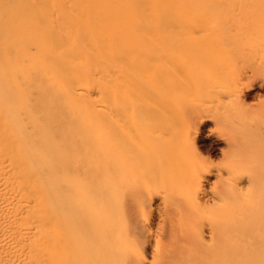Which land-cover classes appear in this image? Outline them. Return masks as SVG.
Segmentation results:
<instances>
[{
	"label": "bare ground",
	"instance_id": "1",
	"mask_svg": "<svg viewBox=\"0 0 264 264\" xmlns=\"http://www.w3.org/2000/svg\"><path fill=\"white\" fill-rule=\"evenodd\" d=\"M263 42L264 0H0V264H264V122L257 127L260 122L251 121L252 126L259 123L257 128L249 126L251 122L246 120L232 122L231 134L224 139L227 151H237L233 156L240 157L244 151L237 153L245 141L252 145L250 150L243 148L250 151L243 153L246 154L243 160L238 158L245 164L253 163L249 166L252 173L255 165L261 164L262 168L255 167L258 172L254 176L247 174L249 171L244 166L247 177L239 178V173L236 176L229 170L222 178L221 172L206 169L208 166L201 160L196 168L191 166L186 173L179 171V166L174 167L175 161L171 162L173 152L167 156L171 158L169 162L164 163L167 157L162 154L170 146L163 151V146L158 148L163 163L158 162L159 158L156 167L153 161L150 164L153 167L148 168V161L140 160L148 156L143 144L147 143L152 150L147 149L154 151L149 141L141 143L140 134L158 128L160 131L156 132H161L158 125L170 115L172 119L178 114L172 115L178 100L165 101L172 89L176 90L173 75L184 73L179 76L184 79L187 71H193L194 77L189 76L195 78L196 73L201 74L198 68H205L208 70H202L205 75L202 73V77L195 79L206 77L207 80L211 66L218 69L222 58L224 63L217 73L226 72L223 67L227 63L235 65V68L229 66L232 73L227 77L228 84H232L230 98L243 104L249 88L243 83L245 75L253 80L255 71L262 70L255 76L260 84L253 88H264ZM245 45L262 49L259 57V52L252 53V57L262 56V60L255 57L257 64L249 57L256 61V65L252 62L254 68L250 69L251 61L249 67L246 63V67L242 66V62L240 66L250 69V74H245L247 69L245 72L237 69L234 73L238 66L234 58L246 60L238 52ZM220 61V66H216ZM166 71L171 72L169 81L172 76L175 78L171 79L173 88L168 86L167 94L166 88L162 89L164 82L159 81L162 78L165 81ZM217 73L208 79L217 78ZM220 75L221 81L223 75ZM152 86H157L158 91ZM156 92L164 95V100ZM144 93H154L158 99ZM137 94L149 100L146 99L150 106H145L152 114L145 115L143 111L142 117L147 120L144 117L147 116L151 121L147 124L153 128L136 121L139 116L136 117L135 109L140 108L137 106L140 100L134 99ZM131 114L137 118H129L132 123L135 120L141 130L145 127L146 133L138 134L140 128H137L135 136L139 135L140 141L134 143L133 134L129 141L135 147L140 142L138 149H145L146 155L142 151L137 154L138 150L131 152L133 147L129 143L125 145L126 140L123 142L120 137L126 132L131 134L129 130L124 132L129 126H122L125 117ZM190 117L185 123L188 130L209 121L207 117L201 120ZM175 121L173 118L170 124L176 125ZM152 122L158 124L157 129ZM109 125L112 130L106 128ZM118 127L124 129L120 138L114 136ZM105 132L114 135L106 138ZM162 134L155 137L157 142L163 138ZM187 134L174 136L179 139L177 144L182 145L183 150L179 147L178 150L196 160L200 157L196 139ZM170 135L164 137L166 140L163 138L164 143L171 140L172 132ZM117 138L123 143L119 139L115 142ZM120 143L124 144L121 148ZM164 143L161 145L166 146ZM141 152L144 155H139ZM114 153L120 155L116 158H126L125 162L117 161L135 170L132 180H140L143 188L149 183L146 188L153 189L145 171L150 169L155 175L162 170L159 177L167 172L163 178L167 185L168 178L174 177L171 173L185 175L187 194L184 187L181 189L184 183L178 182L183 175L178 174L177 183L172 184L174 178H171L173 186H167V191L177 184L182 190L177 189L179 193L171 197L176 206L169 202L171 205H166V210L158 207L155 212L154 191L148 193L147 188L145 197L136 190L129 194L120 192L118 183L123 180L124 168L119 179L118 170L123 165L119 163L122 167H118ZM228 155L233 158L232 154ZM137 158L141 163H136ZM137 171L143 174L138 175ZM163 190V193L155 192L161 194V201L168 202L166 189ZM182 194L187 197L183 202L192 201V210L183 211L184 204L179 199ZM143 205L152 215L150 220L143 217L149 215L146 212L141 215L143 219L138 216V207L146 210ZM241 205L244 207L239 210ZM218 206L231 209L234 206L238 211L231 216H219ZM154 220L158 221V228Z\"/></svg>",
	"mask_w": 264,
	"mask_h": 264
},
{
	"label": "rangeland",
	"instance_id": "2",
	"mask_svg": "<svg viewBox=\"0 0 264 264\" xmlns=\"http://www.w3.org/2000/svg\"><path fill=\"white\" fill-rule=\"evenodd\" d=\"M210 22V21H209ZM216 22V21H215ZM196 23V22H195ZM238 40H241L240 38H238ZM264 43V42H263ZM261 48L263 49L264 47H263V45L261 46ZM259 50L258 48H252V47H250L249 45H245V46H241L240 47V49H238V52L239 53H242L245 57H246V60H244L243 61V59H241V57H235L234 59H235V62L237 61V64H236V66H237V68L236 69H233L235 72L234 73H236V71H237V69L239 70V72H240V70H242L243 69V72H245L246 70L245 69H247V71H249L250 69H253L254 68V65L253 64H255L256 63V61H257V64H258V60H256L258 57H259V55H261L262 53H260L261 51H263V50ZM260 51V52H259ZM254 52H259V53H257L258 55V57L257 56H255V57H257V58H255V57H252V53H253V55L255 54ZM263 55V57H264V53L262 54ZM252 57V60L254 61V60H256L255 61V63L253 62V61H251L250 60V58ZM261 58H258L259 59V61H261L262 60V56H260ZM253 58H255V59H253ZM239 59H240V61H239ZM249 59V60H248ZM261 59V60H260ZM220 60V59H219ZM218 60V61H219ZM264 60V59H263ZM216 61V60H215ZM221 61H223V63H224V60L221 58ZM221 61L219 62V64H218V62H216L217 64H216V66L218 65V67L220 66V63H221ZM246 61V62H245ZM249 61H251V63L249 62ZM243 63V65L242 66H244L245 65V63H246V65L248 64V62L251 64V68L250 69H248V68H245L244 69V67H246V65L243 67V68H241V66H240V63ZM252 62H253V64H252ZM223 63L221 64V68H222V66H223ZM239 63V64H238ZM241 63V64H242ZM215 65V64H214ZM228 65V66H227ZM227 68L229 67V66H233V65H230L229 63H227ZM256 65V64H255ZM226 66H224L223 67V69L226 71V72H223V73H220V74H222L223 75V78H222V80L220 81V79H221V75L220 74H218L220 71L216 68V67H213V65L211 66V69L210 70H212L211 71V73L209 74V73H207L206 72V74L208 75L207 76V80L205 79H199V78H197L198 80H196L195 78L196 77H200L201 76V74L206 70L205 68H198V70L200 69V71L198 72L199 74H200V76L199 75H197V73H196V77L195 78H193L194 77V75L195 74H193V73H191V72H193V71H187V73L185 74V76L184 77H186V78H182V77H179V76H183V74H181V75H173V76H175V78H172L171 76V78H170V81H169V76L168 75H171V72H170V74H168V71H166V73H165V81H164V79L162 78L161 80H159V81H163L164 82V84H162L163 86H162V89L164 90L165 88H166V94H167V89L169 88V87H172L173 85H175L176 86V90H173L172 89V94H170L169 92H168V94H170L169 96L170 97H168V98H165V96L164 95H161L160 96V93L158 94V92H156L163 100H164V98H165V101H167L168 100V102H171V101H177L178 100V103H179V99H180V109L179 108H177L176 106H178V103H176L175 101V108H176V110L174 111V113L172 114V115H176L177 113V117L175 116V117H173V118H175V120L177 119V121H175L176 123V125H178V126H176V125H173L174 124V122H173V124H170V123H172V122H170V120H172V119H170L171 118V115L168 117V116H166V117H168L167 119H169L168 121H166L167 119H165L164 120V122L162 123V124H160V125H158V124H154L153 122L151 123L153 126H154V128L156 127L155 125H158L159 127H160V129H161V132H156L157 130L158 131H160L159 130V128L157 129V127H156V129L157 130H153V132L152 131H149V130H151V129H149V130H146V128H150L151 126H150V124H147V122L149 123V122H151V121H148V117L147 116H144V117H146L147 118V120H145V118H143L142 117V112L145 114V115H147V112H149V114L148 115H151L152 114V112L151 111H149L148 109H147V106H150L148 103H147V101H146V99L148 100V98H147V96H146V99H142V98H145V97H143V95L145 96V95H151V96H148V97H152V98H154V96L153 95H155L154 93H148V94H141L142 95V98H140V94H137L138 96H137V98H135L136 97V95H135V97H134V99L135 100H140L139 101V104H137V106L138 107H140V108H137V109H139L140 111L138 112L137 111V109H135V114L137 115H135L136 117H138L139 119H137L136 117V119L134 118V115L133 114H131V116L130 115H128V116H126L125 117V123H124V125H122L124 128L125 127H128L129 126V128L131 129H133L132 131L130 130V129H126L125 128V130L122 128V131H121V129H119V127H118V130H116V133H115V135L112 133V135H108V131H109V129L110 130H112V125H109V126H106V128H108V127H110L109 129H108V131L107 132H105V133H107L105 136H106V138H107V135H108V137L109 138H112V136L114 135L115 137H116V134H117V136L119 137V134H120V132L121 133H123L124 134V132H126L127 130H129L128 132H130L131 134L129 135V133H128V135H127V132H126V134H124V136L123 135H120V137H122V141L124 142L125 140V145H129L130 144V148L131 147H133V149H132V151L131 152H136L137 150H138V152H136L137 154L140 152V151H142L143 153H144V150L146 149L148 152H146V154L148 155V156H141L142 158H140V156L139 155H142L143 153L141 152V154H139L138 155V157L140 158V160L141 161H143V162H146L147 163V161H148V164L149 165H146V164H144V165H146V166H149L148 168H150L152 165H150V164H154V167H156V166H158V163L156 164V162L158 161V159H159V161L158 162H162L163 163V157H164V155H165V157H167L168 156V154L170 153V151L171 152H173V154H171L170 156H171V158H172V161L171 162H174V167L176 168L177 166H179V168L181 169V170H179V171H184L185 173H186V171H187V169H192V168H196V166H197V164H199V162L198 161H205V164H206V166H208L206 169H211V170H213V171H215V172H221V175H222V178H224V176H227V173H229L228 171L230 170V171H234L236 174H234V175H236L237 176V174H238V176H240L239 178H242V177H244L245 175L244 174H246V173H244L243 172V168L242 167H244V166H247V167H244V169L245 168H247L248 169V171H249V173H247V174H251L252 173V169H250V165H253V163L252 162H250V164L248 163V165H247V163L245 164V162L244 161H240L239 160V158L241 159V160H243L244 158L243 157H245V155L243 154V153H245V152H250V151H246V149L245 150H243V148H249V150H250V148H252V147H250V143L249 142H247V141H245L242 145L240 144V147L242 146L243 148H240L239 147V145H238V147L240 148V151L237 153L238 155H239V153L241 152V150L242 151H244V152H242V154L241 155H243L242 156V158H241V155H240V157L239 156H237V155H234L233 156V153H236L237 151H235V152H233V153H231L232 151H229V153H228V151H227V149H226V144H225V142H224V139L228 136V134H231V132L229 131L230 129H229V126H230V124L233 122V123H235V124H237L238 122H241V120H243V121H249V122H251V121H258V122H260V124L258 125V124H254L253 126L251 125V124H253V122H251L250 124H248L249 126L251 125L253 128H257V127H259L260 125H261V123H263L264 122V88L263 89H259V88H257L256 86L253 88V85H259L260 84V82H258V79H256L255 78V76L257 75L258 76V74H260L259 72H261L262 70H260V71H255V73L254 74H256V75H253V77L256 79H254L253 78V80L251 79L250 80V78H248L250 75H245V77H243L242 79H243V81L242 80H240V82L242 83H244V86H246V87H249L246 91V93H245V99L243 100V104H238L237 102L236 103H234L233 102V100L231 99L232 98V96L230 95V92H231V90H232V86L230 87V85H232V84H228V79L229 78H227V77H229V75L232 73L229 69L231 68V67H229L227 70L225 69L226 68ZM235 66V65H234ZM233 66V67H234ZM232 67V68H233ZM247 67H249V64H248V66ZM207 68V67H206ZM210 68V67H209ZM235 68V67H234ZM241 68V69H240ZM222 69V70H223ZM194 70V69H193ZM202 70H204L203 72H202ZM221 70V71H222ZM206 71H208V70H206ZM217 71H219L218 73H217ZM230 71V72H229ZM245 72V74H250V71L249 72ZM228 72V76L225 74V73H227ZM238 72V71H237ZM194 73H195V71H194ZM212 73H213V75L215 76V74L217 73L218 74V77L216 78H214V79H212V80H210L211 78H210V76H213L212 75ZM258 73V74H257ZM193 74V75H192ZM204 75H205V73H203ZM188 75V76H187ZM192 75L193 77H190V76ZM221 77H220V76ZM177 76H178V80H177ZM217 76V75H216ZM190 79H189V78ZM202 77V76H201ZM208 77L210 78V79H208ZM244 78L246 79V81L244 80ZM252 78V77H251ZM258 78V77H257ZM171 79L174 81V79L176 80L175 81V83L171 86V84L170 83H172L171 82ZM181 79V80H180ZM192 79H194V80H192ZM219 79V80H218ZM250 81H249V80ZM187 81V84H186V81ZM190 80V81H189ZM214 80V81H213ZM226 80V81H225ZM248 80V81H247ZM159 81H157L156 82V84L158 83H160ZM167 81V82H166ZM184 81V82H183ZM162 82V83H163ZM144 83V82H143ZM165 83H166V85H165ZM168 83V84H167ZM230 83V82H229ZM156 84H154V86L156 85ZM170 84V85H169ZM154 86H152V88H154ZM158 86V85H157ZM156 86V87H157ZM159 86H161V84H159ZM169 86V87H168ZM178 86V87H177ZM240 86V85H239ZM243 86V85H242ZM242 86H240V87H242ZM143 87H145L144 85H143ZM154 88L155 90L156 89H158V87L157 88ZM173 88V87H172ZM243 88V87H242ZM159 89H160V87H159ZM175 89V88H174ZM168 90H170V88L168 89ZM156 91H158V90H156ZM165 91V90H164ZM160 92V91H159ZM162 92V91H161ZM147 93V92H146ZM165 93V92H164ZM153 94V95H152ZM156 94V95H157ZM187 94V95H186ZM157 95V96H158ZM184 95H185V97H184ZM171 96H173V97H171ZM164 97V98H163ZM231 97V98H230ZM155 98H156V96H155ZM154 98V99H155ZM170 98V99H169ZM172 98V99H171ZM174 98V99H173ZM179 98V99H178ZM156 99H158V98H156ZM155 99V100H156ZM186 100V101H184V100ZM171 100V101H170ZM189 100H190V102H189ZM138 101H136V103H138ZM143 101H145L144 103H143ZM149 101V100H148ZM164 101V102H165ZM185 103H184V102ZM141 102V103H140ZM143 103V104H142ZM149 103H152V102H149ZM189 103V104H188ZM148 104V105H147ZM142 105H144V106H142ZM145 105H147V106H145ZM183 106V107H182ZM184 110H186V112H184ZM180 111H182V113L184 114V115H182V113L180 112ZM177 112V113H176ZM186 113V114H185ZM138 114H140V115H138ZM133 115V116H132ZM130 116V117H129ZM184 116V117H183ZM189 116H191L190 118H192L193 119V117H194V119L196 118L195 116H197V117H199L200 118V120H201V117H207V120H209L208 122H206L204 125H202L200 128L197 126V124H196V126H195V128L194 129H191V130H188L187 128H186V122L188 121V120H186V119H188V117ZM132 117H133V119H135L137 122H142V123H140L141 124V126H142V124L145 126L146 125V128L145 127H143V129L145 128V130L147 131V134L146 135H144V133H141L140 134V132H143V131H145V130H141V127H140V125H138V123H135V120H134V123H132L133 122V120L131 121V119H132ZM140 117H142V120L140 119ZM165 117V118H166ZM185 117H187V118H185ZM129 118H131V119H129ZM143 119H144V121H146V123L143 121ZM179 119H181V120H179ZM193 119V120H194ZM151 120H152V118H151ZM166 121V122H165ZM180 121V122H179ZM237 121V122H236ZM130 125H129V124ZM248 123V122H247ZM131 124H133V125H131ZM135 124H136V126H135ZM264 124V123H263ZM147 125H149L148 127H147ZM163 125H164V127H163ZM171 125H173L174 127H172ZM258 125V126H257ZM131 126V127H130ZM133 126V127H132ZM177 127V129H176V127ZM246 126H247V124H246ZM249 126L248 127H246V128H249ZM257 126V127H256ZM121 127V126H120ZM179 127V128H178ZM105 128V129H106ZM137 128H140V130H139V133L138 134H140V136H141V139L140 140H142L141 141V143H143V142H148L149 141V145L151 144L152 146H153V149H154V151H149L148 149H151L152 147L151 146H149L150 148H148V146H147V143H145V145L143 144V146L144 147H146L145 149H143V150H139V149H141L140 147H139V144H140V142L137 144L136 143V147L135 146H133V145H135L134 143L135 142H137V140H138V138H139V135L136 137L135 135H137V132H138V130H137ZM151 128H153V127H151ZM174 130H173V129ZM162 129H165L166 131H164L163 130V132H162ZM228 129V130H227ZM123 130H124V132H123ZM253 130H255V129H253ZM136 131V132H135ZM146 131H145V133H146ZM186 131V132H185ZM154 132H156V133H154ZM166 134H165V133ZM171 132H172V137L170 138L169 136H171L170 134H171ZM174 132V133H173ZM187 132H188V134H187ZM253 133H254V131H252ZM252 132H249L250 133V136L251 135H253V134H251ZM110 133V132H109ZM135 133V134H134ZM161 133H163V134H165V136L166 135H169V136H167V137H169V139H171V140H169V141H167V142H165L164 143V141L166 140L165 138V136H163V134H162V137L165 139L164 141H163V138L162 139H159V141L157 142L156 141V139L159 137H161V136H159V135H161ZM185 133L187 134V135H189L191 138H193V140H194V138L196 139L195 141H196V148H197V154L199 153L200 154V157H197L196 158V153H195V158H196V160H197V162H195L196 160H194V158H191V154L189 155V156H187L188 154L184 151V152H182V151H179V150H183L182 149V145H181V143L178 145L177 143L178 142H176L177 140H179L177 137H178V135L179 136H184L185 135ZM133 134V135H132ZM155 134H157L158 136H155ZM254 134H256V133H254ZM132 135V140L134 139V140H136V141H134V143L132 142L131 143V141H129L130 140V137L129 136H131ZM152 135H154V136H152ZM175 135H177V137H174ZM249 135V134H248ZM257 135V134H256ZM256 135H254V136H252L251 138H253V137H255ZM133 136H134V138H133ZM150 136V137H153L154 139H155V141H153L150 137V139L148 138V137ZM258 136V135H257ZM119 137V138H120ZM129 137V138H128ZM145 137V138H144ZM155 137H157V138H155ZM174 137V139H172ZM185 137V136H184ZM119 138H117V139H115V142H118V139ZM124 138V139H123ZM180 138V137H179ZM247 138H248V136H247ZM114 139V138H113ZM128 139V140H127ZM168 139V138H167ZM250 139V138H249ZM106 140H108V139H106ZM140 140H138V141H140ZM145 140V141H144ZM160 140H161V142L163 141V143L166 145V146H164V145H161V144H163V143H161L160 142ZM173 140V141H172ZM247 140V139H246ZM108 141H110V140H108ZM113 141V140H112ZM120 139H119V142H121V143H123ZM129 141V142H128ZM250 141V140H249ZM160 142V144H158ZM169 142V144H166V143H168ZM172 142V143H171ZM180 142V141H179ZM252 142V141H251ZM119 144V146H120V148H121V145H124V144ZM127 143H129V144H127ZM254 142H252V144H253ZM140 145H142V144H140ZM176 145V146H175ZM142 146V147H143ZM162 146L164 147L163 149H161L162 148ZM167 146H170L168 149H167V154L165 153V151H164V153L162 154L163 155V157H162V155H161V153H162V151L165 149V147L167 148ZM252 146V145H251ZM125 147V146H124ZM138 147H139V149H138ZM178 147H179V150H178ZM237 147V146H236ZM235 147V148H236ZM237 147V150L239 149ZM135 148H137V149H135ZM148 148V149H147ZM158 148H160L161 150H159ZM171 148V149H170ZM170 149V150H169ZM121 150V149H120ZM120 150H118V151H120ZM122 150H124V148L122 149ZM130 150V149H129ZM134 150V151H133ZM136 150V151H135ZM152 150V149H151ZM125 151V150H124ZM123 151V152H124ZM130 152V153H131ZM150 152L152 153V154H150ZM161 152V153H160ZM226 152H227V154H226ZM115 153H117V152H115ZM115 153H114V156H115V158H116V156L119 154H117V155H115ZM132 153V154H133ZM180 153V154H179ZM186 154V155H184V154ZM129 154V153H128ZM137 154H136V156H137ZM145 154V153H144ZM143 154V155H144ZM145 154V155H146ZM226 154V155H225ZM228 154H232V157L233 158H235V156H237L236 158L238 159H233V158H231V157H229V155ZM151 155H152V157H151ZM157 155H158V158H157ZM161 155V156H160ZM173 155H175L176 157H174ZM183 155H184V157H185V159L182 161L181 159H183ZM193 155V154H192ZM119 157H120V155H118ZM122 156V155H121ZM136 156H135V158H136ZM154 156V157H153ZM179 157H180V160H179ZM239 157V158H238ZM129 158V157H128ZM139 158H137V160H138V162H136V163H141V162H139L140 160H139ZM149 158H151V160H149ZM170 158V159H171ZM174 158V159H173ZM122 159L124 162H125V160H126V158H125V160H124V158H116V162H117V164H118V167H119V165L121 164L119 161ZM130 159V158H129ZM133 159V158H132ZM157 159V160H156ZM168 157L166 158V160H165V158H164V163H168L169 161L168 160H170ZM203 159V160H202ZM205 159V160H204ZM117 160H119V161H117ZM134 160V159H133ZM133 160H130V161H133ZM137 160H135V161H137ZM174 160V161H173ZM234 162H233V161ZM134 161V162H135ZM153 161V162H152ZM123 162V164H121V165H123V167L120 165V167H122L121 169L122 170H120L119 168V170H118V176H119V179H120V176L123 174V180H119V183H118V187H119V189H120V192L122 191L123 193H125V192H127L128 194L131 192V190H136L135 192L136 193H140L141 192V196L142 197H145L147 194V191H148V193H150L151 191H154L153 193H154V196H157V197H155V202H156V204L155 205H153V209H154V211L156 212V211H158V210H156L158 207L160 208V209H165L166 210V208H165V206L167 205L168 206V204H169V206L171 205V203H169V202H172L173 204L172 205H174V206H176V204H175V201H173V197H174V195L178 192V190L177 189H180V188H177V186H178V184H177V186H175L174 185V187L175 188H173V189H170V188H172V186L173 185H171L170 184V179L172 178H174L173 180L174 181H171L172 182V184L174 183V184H176L177 183V181L175 180L176 179V176L178 177V174L179 173H177V175H175L176 173H171L170 175H172V176H174V177H171V178H168V180L167 181H169L168 182V185L170 184V188H169V190L168 191H170V193L167 191V189H168V185H167V182H165V179H164V182L165 183H163V178H164V176L167 174V172L165 173V171H167L166 169H165V171H164V173H165V175H162L161 177H159L161 174H162V170L160 171V172H157L155 175H153L152 173H151V171H150V169H148V171H145L146 172V176H148V178L147 179H149L150 178V182L152 183L153 182V184L151 185V187L153 188V189H150L149 187H147L148 188V190H147V188H146V186H147V184H149V183H146V186H144V188H143V183L141 184L140 183V180L139 181H137L136 182V179L134 180H132V172L134 173L135 172V170H129V168L126 166V164ZM133 162V163H134ZM150 162V163H149ZM152 162V163H151ZM181 162V163H180ZM185 163V165H184V163ZM236 162H242V163H237L236 164ZM120 163V164H119ZM159 163V164H160ZM177 163V164H176ZM193 163V164H192ZM252 163V164H251ZM125 164V165H124ZM138 164H136V166H138V167H140V165H138ZM203 164V163H202ZM202 164H200V165H202ZM208 164V165H207ZM263 164H264V162L262 163V166H263ZM194 165V166H193ZM204 165V164H203ZM235 165H236V167H235ZM239 165H241V166H239ZM257 165V166H256ZM255 165V167H259V168H262L261 167V164H259V166H258V164H256ZM146 166H143L142 165V167H146ZM191 166H192V168H191ZM239 166V167H238ZM153 167V166H152ZM233 167V168H232ZM238 167V169H236ZM252 167H254V166H251V168ZM255 167L253 168V173L250 175V176H254L255 174H257V172L258 171H255V170H257V169H255ZM123 168H124V171H126L125 172V174L123 173L124 171H123ZM125 168H128V170H126ZM147 168V167H146ZM235 168V169H234ZM239 168H241L240 170V172L239 171H237V170H239ZM264 168V167H263ZM141 169V171H142V169L143 168H140ZM255 169V170H254ZM136 170H139V168L137 169L136 168ZM123 171V172H122ZM141 171H137L136 172V174H140V172ZM245 172H248L247 170H244ZM121 172H122V174H121ZM177 172V171H176ZM234 172H231L232 174L234 173ZM256 172V173H255ZM120 173V174H119ZM142 174H143V172H141ZM163 173V174H164ZM230 173V174H231ZM135 174V175H136ZM148 174V175H147ZM174 174V175H173ZM230 174H228V175H230ZM129 175H130V177H129ZM180 175H183V174H179V176ZM224 175V176H223ZM185 175H183L182 176V178H181V181L179 180V178L181 177H179L178 178V182H179V184H182V183H184V184H182L181 185V189H183V187H184V193H185V195L187 194L186 192H185V177H184ZM248 175H246L245 177H247ZM122 177V176H121ZM126 177V178H125ZM137 177V176H136ZM140 177V176H139ZM244 177V178H245ZM155 178H156V180H155ZM158 178V179H157ZM167 178V177H166ZM212 180H216V177L215 176H211L210 177ZM125 179V180H124ZM140 179H142V175H141V178ZM143 179H144V176H143ZM146 179V180H147ZM171 179V180H172ZM146 180H143L142 182H146ZM183 180V181H182ZM121 181V182H120ZM135 183H133V182ZM159 181V182H158ZM139 182V185L137 184ZM155 182V183H154ZM158 182V184H159V186H157L158 187V189H157V187L156 186H154V184L155 185H158V184H156ZM125 183V184H124ZM131 183V184H130ZM162 184H165L166 185V187L167 188H163V185ZM136 185V186H135ZM142 185V186H141ZM145 185V184H144ZM184 185V186H183ZM139 186V187H138ZM141 186V187H140ZM149 186H150V184H149ZM161 186H162V188L163 189H166V191H165V199H167V200H169L168 202L166 201H161L160 200V195L161 194H159V195H157L156 194V192H159V191H161L162 193L164 192V190L161 188ZM180 186V185H179ZM135 187V188H134ZM136 187H137V189H136ZM124 188V189H123ZM143 188V189H142ZM149 189H150V191H149ZM161 189V190H160ZM180 189V190H181ZM139 190V191H138ZM147 190V191H146ZM155 190H156V192H155ZM125 191V192H124ZM172 191V192H171ZM182 191V190H181ZM146 192V193H145ZM161 192H159V193H161ZM168 193V194H167ZM174 193V194H173ZM179 193V192H178ZM183 193V194H184ZM145 194V195H144ZM182 194V197L180 196V201H182V203L184 204H182L183 206V211L186 209V211H190V210H192V208L194 207V205L193 204H191V202L192 201H188L187 200V202H183V201H186V200H184V199H187V197L186 196H184ZM167 195V196H166ZM169 197V198H168ZM172 197V198H171ZM171 199H172V201H171ZM166 203V204H165ZM233 203V202H232ZM188 204V205H187ZM190 204V205H189ZM234 205H235V207H236V209H238L237 208V206H239V204L237 203V205H236V202L234 203ZM144 206H146V205H143V207ZM173 206V207H174ZM186 206V207H185ZM230 206H232V204H230ZM230 206L229 207H225V208H221L220 206H218V208H220L219 209V211L217 210V209H215V210H217V212L216 213H218L219 214V216H221V215H224V214H228V215H230L231 216V214L232 215H234L237 211L235 210V207L233 206L232 207V209L230 208ZM244 207V205H241L240 207H239V210L240 209H242ZM141 207H138L137 209H139L140 210V212H138V210H137V213H140V214H138V216L140 217V218H142L143 219V217L145 218L146 217V220H150L151 219V213L149 212V211H147L148 210V207L146 206L145 207V209L146 210H143L144 208H142V209H140ZM216 208V207H215ZM228 209V210H227ZM143 210V212H141ZM163 210H161V212H162ZM167 211H169V207H168V209H167ZM227 211V212H226ZM264 211V210H263ZM144 212H146L145 214H149V215H143V213ZM149 212V213H148ZM221 212H222V214H221ZM224 212V213H223ZM228 212H230V213H228ZM234 213V214H233ZM213 214H214V212H213ZM141 215H143V217H141ZM216 217H218V215L216 214L215 215ZM154 222H155V225L154 226H156L157 225V228H158V226H160L159 224H158V221L156 222L155 220H154ZM156 228V227H155ZM159 231H161V229H159Z\"/></svg>",
	"mask_w": 264,
	"mask_h": 264
}]
</instances>
